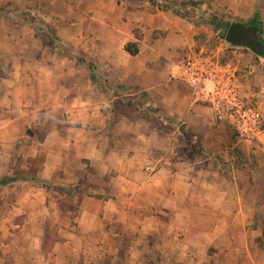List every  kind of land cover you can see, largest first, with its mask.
Wrapping results in <instances>:
<instances>
[{
    "label": "crops",
    "instance_id": "0c3cea01",
    "mask_svg": "<svg viewBox=\"0 0 264 264\" xmlns=\"http://www.w3.org/2000/svg\"><path fill=\"white\" fill-rule=\"evenodd\" d=\"M154 1L0 0L36 7L32 15L52 22L60 39L49 41L18 18L10 43L0 46L2 191L19 202L16 214L42 231L50 223L57 245L68 255L80 247L88 261L264 264L260 237L247 230L264 214V185L257 184L264 179L248 162L234 164L217 141L202 142L207 154L199 156L147 121L109 125L114 91L124 87L146 92L148 106L197 141L218 134L223 127L209 108L173 81V65L209 31L206 11L256 21L264 35V0ZM188 4L202 15L176 12Z\"/></svg>",
    "mask_w": 264,
    "mask_h": 264
},
{
    "label": "rangeland",
    "instance_id": "374dc122",
    "mask_svg": "<svg viewBox=\"0 0 264 264\" xmlns=\"http://www.w3.org/2000/svg\"><path fill=\"white\" fill-rule=\"evenodd\" d=\"M187 6L186 8L178 6L177 9L179 10H176V12L190 18H196L199 15L198 11H201L200 15H202V8L195 7L194 4H188ZM166 7L170 8L169 5H166ZM35 8L34 6H30L20 9L17 6L13 7L5 3L0 5V46L10 43L7 36H9V31L11 30L10 27L18 24V18L26 19V24L30 30L33 29L38 33H42L43 36L50 37L49 41L53 40V38L60 41L52 22H42L44 21L40 20L42 18L32 15L31 10H35ZM189 8L190 10H188ZM220 14L222 13L204 12L203 18L208 19L205 22V27L209 28V31L196 38L195 49L192 55H208L217 59L223 65H230L236 72V77L239 80L246 101L260 107L264 114V56L260 57L256 55L249 48L233 47L227 43L223 38L226 26L239 21L230 18V14L226 12H223V18L220 19L218 17ZM225 17L229 19H224ZM252 24L249 21L244 22L245 26ZM259 36L264 40L262 33ZM76 55L78 62L81 64L84 61L83 57L80 54ZM189 56L190 54H182L177 58L172 68V79L190 91L185 84L173 76L175 67ZM94 68L92 67V70ZM135 92L123 89L114 91L120 99L115 100L112 107L113 112L116 114L112 126L116 125L117 121L120 122L122 118H125L128 121L121 123V129L124 130L127 126H130V122H134V124L140 126L142 122L146 121V117H151L147 112V107H152V104L148 106L150 102L149 95L146 92H142L134 96ZM178 92L181 95L183 94L182 89ZM209 111L211 110L209 109ZM118 115L121 117L117 118ZM161 117H153L149 122L151 127L160 135L177 139V143L188 146L191 152L197 153L199 156H206L207 154L200 147L202 142L210 143L217 141L220 146H223L225 155L231 156L234 164L248 162L252 168L254 177L258 178L257 180L264 179V135L249 141L243 140L240 137L232 141L228 125L218 122L213 116L217 126H222L223 128L216 135L201 134V137L197 141L194 137L198 135L187 133L185 126H182L183 124H172L166 117L163 118L162 115ZM182 133L184 135H180ZM216 157L220 162L223 161L226 164V159L228 158H223V154H216ZM1 161L0 159V171L2 170ZM4 177H0V264H100L99 262L88 261L87 255L83 251H80L81 248L77 246L74 247L75 250L71 251L73 255H68L65 247L57 245L56 240L59 230L51 228L50 223H47L46 230L42 231L40 223L27 222L26 215L16 214L15 211L19 202L13 197L12 192L2 191V184L7 181V177ZM257 184L260 186L264 185L262 181H258ZM252 197L250 196L249 198L251 204L255 202ZM247 230L250 232V236L248 237L251 238H254V233L257 232L256 234L260 237V244L264 248L263 213L251 218L248 222ZM234 235L238 238L240 237L238 231ZM93 256L91 254V257ZM66 258H68V261H66ZM187 264L190 263L188 262Z\"/></svg>",
    "mask_w": 264,
    "mask_h": 264
},
{
    "label": "built area",
    "instance_id": "2783aa9c",
    "mask_svg": "<svg viewBox=\"0 0 264 264\" xmlns=\"http://www.w3.org/2000/svg\"><path fill=\"white\" fill-rule=\"evenodd\" d=\"M175 78L191 90L196 103L208 107L218 122L233 127L241 139L264 135L263 111L246 101L230 65L208 55H193L177 66Z\"/></svg>",
    "mask_w": 264,
    "mask_h": 264
},
{
    "label": "water",
    "instance_id": "95a60500",
    "mask_svg": "<svg viewBox=\"0 0 264 264\" xmlns=\"http://www.w3.org/2000/svg\"><path fill=\"white\" fill-rule=\"evenodd\" d=\"M225 41L238 48H249L256 55L264 56V41L259 38L257 27H246L243 23L236 22L230 26Z\"/></svg>",
    "mask_w": 264,
    "mask_h": 264
},
{
    "label": "trees",
    "instance_id": "16d2710c",
    "mask_svg": "<svg viewBox=\"0 0 264 264\" xmlns=\"http://www.w3.org/2000/svg\"><path fill=\"white\" fill-rule=\"evenodd\" d=\"M151 2L153 3V4H155V1L154 0H151ZM253 24L252 25H254V27H257L258 28V30H260V25L258 24V22H256V21H253L252 22ZM232 25V24H231ZM231 25H227L226 26V30H225V34H223V38L225 39V37H226V34H227V32H228V29L230 28V26ZM261 33V32H260ZM234 47V46H233ZM126 51H128L131 55H133V56H135V55H137L138 54V50L137 49H135L134 47H133V45H131V44H129V45H127L126 46ZM119 90L120 89H123V90H132V91H135L134 89H126V88H124V87H120V88H118ZM142 93V92H141ZM140 93V94H141ZM134 96H137L136 95V92H135V94H134ZM118 99H120V97H118L116 100H118ZM147 112L151 115V117H146V121H148V122H150V120L153 118V117H159V118H162L161 117V114H160V112L158 111V109H155V108H153V107H147ZM112 114H113V117H112V120H111V122H110V127H113V126H115V125H113L112 126V124L114 123V121H113V119H114V117H116V114L113 112V110H112ZM121 116L120 115H118L117 116V118H120ZM119 121H117V123H118ZM228 128L230 129V137H231V140L232 141H235L236 139H238L237 137H239V135L237 134V132L233 129V127H231V126H228Z\"/></svg>",
    "mask_w": 264,
    "mask_h": 264
},
{
    "label": "flooded vegetation",
    "instance_id": "af4514ba",
    "mask_svg": "<svg viewBox=\"0 0 264 264\" xmlns=\"http://www.w3.org/2000/svg\"><path fill=\"white\" fill-rule=\"evenodd\" d=\"M246 27H254V25H246ZM260 40L263 42L264 40L261 39V37L259 36Z\"/></svg>",
    "mask_w": 264,
    "mask_h": 264
}]
</instances>
